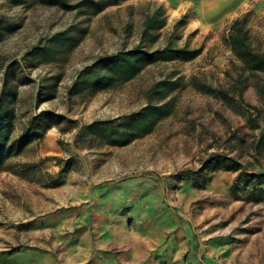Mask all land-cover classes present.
Returning <instances> with one entry per match:
<instances>
[{
  "label": "rangeland",
  "instance_id": "rangeland-1",
  "mask_svg": "<svg viewBox=\"0 0 264 264\" xmlns=\"http://www.w3.org/2000/svg\"><path fill=\"white\" fill-rule=\"evenodd\" d=\"M106 1L0 0V91L13 92L18 128L49 114L41 137L0 170V264H264V200L233 189L234 171H199L217 152L264 165V144L257 155L251 143L264 124L246 120L263 116L264 74L244 70L223 42L245 13L264 51V0ZM167 37L200 52L99 89L78 79L99 56ZM147 103L167 109L125 143H109L95 124Z\"/></svg>",
  "mask_w": 264,
  "mask_h": 264
},
{
  "label": "trees",
  "instance_id": "trees-1",
  "mask_svg": "<svg viewBox=\"0 0 264 264\" xmlns=\"http://www.w3.org/2000/svg\"><path fill=\"white\" fill-rule=\"evenodd\" d=\"M44 4H57L63 7H71L73 4H68L66 0H39ZM115 0H108L105 3H113ZM156 22L155 13H151L144 19L143 31H149L154 28ZM246 14H241L234 17L226 27V33L223 36L224 44L229 48L233 56L240 62L244 70L250 72H261L264 74V51L256 48L250 40V36L245 28ZM148 33L150 42L155 41V36L151 32ZM164 43L155 48H146L145 45L137 43L129 49L116 51L97 57L90 65L86 66L79 73L78 79L89 85L103 88L111 83L112 80H126L136 74L144 65L153 63L159 60L172 59H191L199 52V48H189L186 46H178L174 44L169 37L165 38ZM105 70L106 73L100 71ZM167 80H160L151 85L148 93L160 90H154L156 85L164 86ZM258 90L264 95V82L257 86ZM161 89V88H160ZM205 91H213L225 99H232L227 92L220 88H211L206 86ZM8 88H3L0 91V170L4 169L7 160L15 155H18L33 139L41 137V132L48 126L47 119L49 114L45 111H40L31 115L27 122L20 128L16 124L15 108L7 98L12 95ZM166 103L145 104L143 107L131 111L130 113L117 116L115 118L97 121L99 124L100 133L105 137L106 141L111 144H121L129 141L131 138L140 135L148 130L157 117L165 111ZM256 113L260 111L255 107ZM256 114L251 111L247 112V123L253 128L260 126V121L264 124V112L261 120H256ZM252 148L254 153L262 155L261 146L264 144V136L262 130L256 138H254ZM60 158L57 157V162L60 163ZM250 162L246 161L243 164L236 157L223 153H211L203 162L199 169H208L215 171L223 169L226 171L236 172L233 180V189L243 190L248 197L252 199L264 200V165L259 164L258 169L248 168ZM22 166H34L33 162L23 163ZM64 166L59 168L63 171ZM187 173L196 175L194 171L180 172V176L184 177ZM55 180L45 182V185H55Z\"/></svg>",
  "mask_w": 264,
  "mask_h": 264
}]
</instances>
